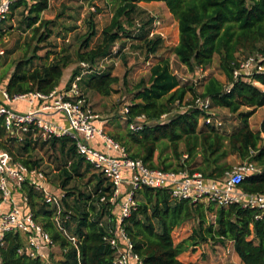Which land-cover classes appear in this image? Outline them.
<instances>
[{"label":"trees","instance_id":"trees-1","mask_svg":"<svg viewBox=\"0 0 264 264\" xmlns=\"http://www.w3.org/2000/svg\"><path fill=\"white\" fill-rule=\"evenodd\" d=\"M114 1L116 7L109 22L101 29L99 42L90 45L96 29L89 20L88 30L77 43L74 58L66 48H61L49 61V53L45 54L43 64L35 67L29 65L34 58L42 57L35 54L37 45H33L30 55L28 49L32 41L42 43L52 33L49 27L51 21L40 17V13L48 8L49 1L14 2L10 11L20 6L26 11L21 22L31 29L28 39L31 42H27L24 55L15 62L5 91L10 96L34 90L48 94L60 84L65 68L80 61L96 65L99 60L113 54L115 43L122 38L136 39V47L143 50L146 60L149 59L161 48L163 39L158 35L148 37L154 18L148 16L138 20L145 13L138 3L162 1L177 21L178 40L172 48L177 61L187 71L193 72L196 66L209 68L214 55H217L218 67L225 81L208 76L198 91L193 84L179 81L168 60L152 64L148 78L133 86V99L128 105L127 122L143 115L142 128L137 131L128 129L113 138L126 147L131 157L141 158L151 167H160L154 162V154L159 142H163L170 149L175 163H163L161 168L186 167L190 171L201 172L209 180L222 177L231 167L226 158L235 155L242 162L254 163L260 170L246 176L239 187L247 193L264 192V146L260 145L264 118L257 131H253L248 123L249 117L258 108L264 107V71L252 74L249 81L234 79L232 75L238 54L245 53L246 56L260 52L264 56V0ZM78 70V66L72 69L69 81ZM117 82L118 77L104 66L86 74L80 86L82 84L101 96H109L114 92L113 84ZM228 83L231 87L227 92ZM197 94L210 97L214 106L236 113L241 125L230 133H222L209 125L198 129L201 110L184 108L192 101L185 102L186 96ZM242 107L247 110L240 111ZM163 114H169L168 118L160 121ZM37 140L39 138L33 139L31 131L25 133L19 142L8 137L0 118V149L28 167H39L41 159L27 158ZM43 143H48L62 157L55 177L59 187L65 190L62 205L64 213L70 214V220L65 225L80 238L77 256L76 249L55 228L51 220L53 209L42 201L40 194L24 185L22 192L27 196V209L32 211L59 248V253L52 249L48 252L52 264H111L115 251L103 240V236L108 234V220L114 217L113 206L99 201L102 195L106 199L110 197L111 184L84 161L69 138H49ZM183 154L187 157L183 158ZM90 172L88 184L91 187L88 191H80L76 186L67 187L74 178L81 180ZM70 197H73L72 202ZM134 197L136 207L124 219L122 226L132 241L133 251L141 257L143 264H198L183 262L178 256L189 249L194 251L200 243L209 240L222 245L232 241L233 249L243 264H264V218H255L257 209L243 208L237 203L216 206L214 203L174 200L166 190L147 186L137 189ZM192 220L195 222L192 233L174 243L173 230ZM22 246H25L23 234L7 233L5 245L0 250L1 264H42L40 259L29 257L25 251L18 253Z\"/></svg>","mask_w":264,"mask_h":264},{"label":"built area","instance_id":"built-area-1","mask_svg":"<svg viewBox=\"0 0 264 264\" xmlns=\"http://www.w3.org/2000/svg\"><path fill=\"white\" fill-rule=\"evenodd\" d=\"M16 1L0 0V24L6 14L10 13V6ZM156 35L163 38L160 21L154 18L148 37ZM108 58L105 57L92 66L88 62L80 61L77 64L78 73L72 80L68 79L63 86L55 87L48 94L34 90L10 96L4 88H0V118L3 119L8 137L17 142L29 131L32 132L33 139L69 138L84 161L109 181L112 187L111 195L108 199L102 195L99 201L109 202L113 206L114 217L108 220V234L103 236V240L115 251L111 264H143L141 257L133 251L132 241L122 226L124 219L136 207L135 191L143 186L164 189L174 200L214 203L216 206L237 203L243 208L257 209L256 219L264 218V192L247 193L239 187L246 176L260 172L254 163L243 161L233 169L227 170L222 177L209 180L201 172L190 171L186 167H151L141 158L131 157L126 147L106 132L100 114L92 108L80 88V82L86 74L104 68ZM263 60L264 56L260 52L238 57L232 71L233 78L249 81L252 74L264 71ZM204 70L196 66L194 71L190 72L191 78L178 77L177 71L173 73L181 83H191L197 87L204 77ZM230 87L231 84L228 83L225 90L228 92ZM19 99L29 104L27 111L17 112L10 108L9 104ZM190 100V104L184 108L201 110L198 123L201 120L203 126L222 129L224 122L218 116V107L212 104L210 97L197 94ZM122 112L127 120L129 107L124 106ZM56 115H64L66 123L55 119ZM168 115L163 114L159 120L166 119ZM144 120L143 115L136 116L127 122V128L131 131L140 130ZM260 145L264 146V133H261ZM186 157L187 155L183 154V158ZM24 185L40 194L42 201L53 209L51 220L55 228L76 249L78 256L80 238L71 233L65 225L70 220V214L64 213V192H54L51 189L47 175L40 167H28L1 149L0 250L5 245L7 233L19 232L25 237V246L20 247L18 253L25 251L29 257L40 259L42 264H52L48 252L56 244L35 219L32 211L27 209V196L22 192ZM226 252L229 253V249L226 248Z\"/></svg>","mask_w":264,"mask_h":264},{"label":"rangeland","instance_id":"rangeland-1","mask_svg":"<svg viewBox=\"0 0 264 264\" xmlns=\"http://www.w3.org/2000/svg\"><path fill=\"white\" fill-rule=\"evenodd\" d=\"M48 1V8L40 13V17L51 21L49 27H51L52 33L50 37L42 43L32 41L31 47L28 49V55L32 53L33 45H37L35 54L38 57H42V59L34 58L29 67L41 66L45 61V54L49 53L47 59V61H49L61 48H66L71 57L74 58L75 48L77 43L85 36L89 27V20L93 22L96 29V35L90 41V45L93 46L99 42L101 39V29L109 22L117 4L114 0ZM24 14H26V11L23 10V7H17L6 14V17L0 24V51H2L0 54L1 89L5 87L15 62L22 58L26 44L30 41L28 39L31 35V29L26 28L21 22ZM148 16H153L160 21L161 31L163 32V43L158 52L146 60L143 50L136 47L138 44L136 39L122 38L115 43L113 54L104 63L105 68H110L112 75L118 77V82L113 84L114 92L109 96H101L95 91L85 88L82 84L80 86L88 101L91 103L92 108L95 112L100 114L104 129L112 137L117 134H124L128 130L127 120L124 118L122 110L124 106H128L133 99V86L141 79L148 78L149 68L152 64L166 59L169 61L172 70L174 72L177 71L178 77H192V74L187 71L185 66H182L177 61L173 54L172 48L178 40V28L175 18L169 13L165 5L158 4H155L150 11L146 9L145 13L138 17V20L139 18H146ZM122 42H124V44L121 47ZM119 48L120 51H117ZM242 56H245V53L238 54V57ZM75 67H77L76 62L64 69L60 80L61 84L66 80L68 81L72 69ZM203 74L204 77L197 86L198 91L201 90L202 83L208 76H215L219 80L225 81V77L218 67L217 55H214L211 65L203 71ZM256 85L260 86V84ZM189 99H191V97L187 95L185 102ZM246 110L247 108L245 107L240 109V111ZM175 111L176 109L173 110V112ZM216 112L224 122L222 129L219 130L220 132L230 133L241 125V121L236 113H230L224 107L216 108ZM56 117L59 121L66 123L64 115H56ZM263 118L264 107H261L249 117L248 123L250 128L253 131H257L260 128V123ZM166 119L160 121H165ZM200 128H204L201 120L198 123V129ZM33 146L34 147L27 154V158L31 160L41 159L39 167L46 173L51 189L54 192H65V190L59 187V183L55 177L62 159L59 152L50 148L48 143H43V139L37 140ZM154 162L160 167H162L163 163H175V160L170 156V149L165 146V143L159 142L158 148L154 154ZM226 162L231 166L229 169L231 170L242 161L235 155H229L226 158ZM91 172L81 180L74 178L69 182L67 187L76 186L80 191H88L91 187V184H88ZM69 201L72 202L73 197H70ZM21 205L23 206L24 204L22 203ZM106 218L107 217H105L104 220H106ZM194 226L195 222L192 220L176 227L172 232L173 242L178 243L189 236ZM226 248L229 249V253L226 252ZM52 250L55 253H59V248L57 246H54ZM189 251V256H191V252L195 253L197 261L201 263L243 264L236 255L233 245H222L209 240L200 243L194 251L191 249ZM194 258L195 257L192 256V259Z\"/></svg>","mask_w":264,"mask_h":264},{"label":"crops","instance_id":"crops-1","mask_svg":"<svg viewBox=\"0 0 264 264\" xmlns=\"http://www.w3.org/2000/svg\"><path fill=\"white\" fill-rule=\"evenodd\" d=\"M155 4H158V5H165L164 4V2H162V1H150V2H144V1H140L139 3H138V5L142 8V9H144V10H149L150 11V9L155 5ZM153 18H155V17H153ZM11 20H12V18H11ZM67 81V80H66ZM65 81V82H66ZM65 82H63L61 85L59 84L58 85V87H61V86H63V84L65 83ZM223 82V81H222ZM20 103V104H19ZM18 104V105H17ZM9 106H10V108L11 109H13L14 111H17V112H25V111H27L28 109H29V104L25 101V100H21V99H19V100H15V101H12L10 104H9ZM55 117V119H57V117L56 116H54ZM53 117V118H54ZM92 143H95L94 141H92ZM231 156V155H230ZM226 244H228L229 246L230 245H233V243L232 242H227ZM227 246V245H226ZM190 250V249H189ZM189 250H187V251H184V252H182L179 256H178V259L179 260H181V261H183V262H189V261H192V262H196V263H198V264H208V263H206V262H203V263H201V262H199V261H197V259H196V255H195V253H193V252H191V256H189ZM192 256L193 257H195L194 259H192Z\"/></svg>","mask_w":264,"mask_h":264}]
</instances>
